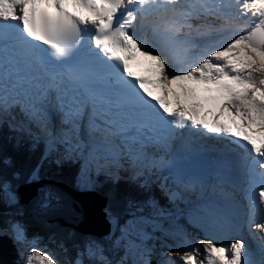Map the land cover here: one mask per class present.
I'll return each instance as SVG.
<instances>
[{"label":"snow or ice","instance_id":"obj_1","mask_svg":"<svg viewBox=\"0 0 264 264\" xmlns=\"http://www.w3.org/2000/svg\"><path fill=\"white\" fill-rule=\"evenodd\" d=\"M249 15L258 18L250 30L241 24ZM5 51L11 55L7 68L0 59V80L15 74L12 89L20 91L9 94L0 83V115L20 108L33 120L46 119L45 102L54 98L65 136L82 129L136 162L148 159L158 125L168 126L169 135L151 137L154 146L189 125L232 137L252 154L250 178L259 184L250 204L264 213V0H0ZM82 53L103 74L92 71ZM137 53L151 62V76L132 71ZM174 61L188 66L170 71ZM256 227L264 232V223ZM12 229L18 242L26 239L22 225ZM244 249L239 239L228 246L201 240L178 254V264H252ZM87 254L113 264L95 241ZM26 264L55 261L33 245Z\"/></svg>","mask_w":264,"mask_h":264},{"label":"trees","instance_id":"obj_2","mask_svg":"<svg viewBox=\"0 0 264 264\" xmlns=\"http://www.w3.org/2000/svg\"><path fill=\"white\" fill-rule=\"evenodd\" d=\"M63 148L58 145L44 154L42 143L29 133L5 123L0 126V264H10L17 259L18 248H28L11 231L8 212L20 220L27 239H36L49 249L56 264H76L78 256L83 264L89 258L100 260L99 254H87L91 241L103 249V256L113 264H120L121 260L128 263L130 254L144 256L147 252L148 264H161L160 254L168 245H178L183 233L195 231L186 217L192 205L169 199L166 179L160 172H148L138 179L122 167L117 169L118 174L98 170L89 176V188L82 189L80 160L61 154ZM39 181L61 184L74 192L88 190L103 198L106 218L113 227L111 232L102 236L82 234L34 215L20 202L17 190ZM6 184L17 195L14 202L8 203L4 196Z\"/></svg>","mask_w":264,"mask_h":264},{"label":"rangeland","instance_id":"obj_3","mask_svg":"<svg viewBox=\"0 0 264 264\" xmlns=\"http://www.w3.org/2000/svg\"><path fill=\"white\" fill-rule=\"evenodd\" d=\"M256 19H258V18H255V17H252L251 15H249L246 18H244V21H242L241 24L245 28H247V26L249 24L252 25L254 23L253 21ZM247 29H250V26ZM231 35H233V33L228 34V35H224V36L230 37ZM26 116L29 117L28 115H26ZM0 119H4L5 121L11 123L12 125H16V124L24 125L22 122V118H18L16 116V114L13 112V110L8 111V112L0 115ZM43 128H44L43 133H44L45 137L51 136V137H55L56 140L59 139V135L54 128L48 127V126H44ZM79 140H81V139H79ZM69 147L71 149H75L78 152L83 153L85 158H87L88 155L90 154V151L87 148L85 149V148L80 147V148L76 149L72 145ZM102 152L104 154H107L108 158L111 157L112 152L109 151V147H107L106 149H102ZM113 157L118 159L117 158L118 156L115 154H113ZM94 158L102 159V156H100V157L89 156L88 159L85 162H83V169L81 170V175L79 177L80 186L82 189L83 188H85V189L89 188L90 183H91L89 176L92 175V172H94V171L96 172V171H98V169H100V170L106 171V174H108V173H112L111 171L114 170V168L109 169L110 164H107L104 159H102V161L104 162L103 165H98L97 163H95V161L91 160ZM148 161H149V159L139 161V162L132 160V161H130L129 164H127V163L126 164H127V166L131 167L133 169V171L136 170V172L135 171L133 172L134 174H139V173H141V170H142V166H143L142 163L143 162L147 163ZM138 168H140V169H138ZM172 168L174 169L173 172H176V167L172 166ZM179 173H180V175H178L176 178H178V179L183 178L187 182V184L185 186V189H186L185 192L188 194L195 195L196 198L190 199L184 193L182 196L177 191H172L171 197H174L177 199H182L183 202L186 204L187 203H195L194 207H191L189 209V211L187 212L186 217L189 220V222L191 223V226L195 228L196 233L194 235L183 236V243L179 244L178 246H171V247L167 246L166 247V253L164 255L160 256L159 261L161 264H175V261L178 262V254L183 255V253L185 251L194 250L196 245L198 244V242L201 240L211 239L213 241V243H216V240L220 237L219 234L221 232L220 225H218V223L216 222V220L212 216H209L205 212L206 211V209H205L206 192L202 186L200 176L195 175L196 173L197 174H203V173L202 172H193V171L191 172L189 169H185V166H182L181 168H179ZM39 182H41V181H39ZM3 188H4V196L7 199L8 203L14 202L15 200H17V195L14 193V191H12L10 185L6 184L3 186ZM28 190H30V192H36L34 189H33V191H31V189H28ZM27 194H29V193H27ZM27 194H26V197H28ZM180 196H182V198H178ZM29 197H31V196H29ZM36 197L33 196V198H36ZM232 197L240 198V196L237 197L236 193L232 194ZM199 199H200V202H199ZM103 209H105V207ZM6 214H7V219L10 220L9 227H10L11 231L14 233V230L12 229V225H14V224L22 225V223L20 222V220L18 218H15L16 215L14 213L8 212ZM233 221L234 220H230L231 225L233 224ZM112 228L113 227L111 225V230H112ZM191 237H192V239H190ZM22 242H25L26 245H28V248L26 250H24L23 260H25V262L23 264H26V257L30 254V251H31L33 245H36L38 247V249L41 250L42 252L47 251L48 253H50L48 251L47 247H45L40 241H38L36 239L29 240L26 238ZM131 246H133V244L129 245V247H131ZM202 252H203V249L201 248L200 257H199L201 259L204 256V252L203 253ZM149 256H150V252H147L144 256H141V255L137 256L136 254H130V256H129L130 259H129L128 263L129 264H148L149 263V261H148ZM52 258H53V256H52ZM78 258H77V261H82V257L78 256ZM15 261H16V259L13 262H11L10 264H16ZM77 261L75 262L76 264H77ZM128 263H124V264H128ZM55 264H56V262H55Z\"/></svg>","mask_w":264,"mask_h":264},{"label":"bare ground","instance_id":"obj_4","mask_svg":"<svg viewBox=\"0 0 264 264\" xmlns=\"http://www.w3.org/2000/svg\"><path fill=\"white\" fill-rule=\"evenodd\" d=\"M243 21V20H242ZM227 34V33H225ZM43 120V118H40ZM187 171V170H186ZM22 190H24L28 197L31 196H37L36 193L43 194L45 191L48 192L49 198L52 202V206L54 211H63V209H67L71 212L72 217L76 218L80 215H83L84 218H82L83 223L81 224V229L88 226L91 228L92 231L96 233H100L104 231L105 227L107 226L106 221L104 220V214L100 211L101 207L104 206L105 200L103 198H100L95 193H79L74 192L73 190H69L67 187L56 184L53 182H37L35 184L32 183V185H28L27 187H22ZM27 189V190H26ZM33 191V189L36 192H30V190ZM21 191V190H20ZM24 194L23 192H21ZM237 194V193H236ZM24 196V195H23ZM240 195L237 194V197ZM25 199V198H24ZM235 202H232L231 206L234 211L231 214L230 220H234L232 226L235 228L237 226L236 217L239 218L241 215H236V212L240 213V211H247L248 206L245 204V201L240 196V198H234ZM31 204V205H30ZM29 205L33 207L32 203ZM71 209V210H70ZM245 217V216H244ZM259 219L261 220V216L259 215ZM262 222H264V219H262ZM234 228L232 230H234ZM251 228H253L251 226ZM236 229H239L236 227ZM249 232H246L244 235H246ZM254 235H258L257 232H253ZM95 264V263H90Z\"/></svg>","mask_w":264,"mask_h":264},{"label":"water","instance_id":"obj_5","mask_svg":"<svg viewBox=\"0 0 264 264\" xmlns=\"http://www.w3.org/2000/svg\"><path fill=\"white\" fill-rule=\"evenodd\" d=\"M26 186H23V187H26ZM21 188L22 187H19L17 190V193H19L20 195V202L23 204H26L29 210L33 212L34 215L38 216L39 218H43L44 220L48 222H58L60 226H68L72 229L79 231L82 234H87V235H92V236L107 235L111 232V223L106 218V213L103 209L104 207H106V203L104 204L103 207H101L100 211L104 214V220L106 221L107 226L104 228L105 229L104 231L100 233H96L92 231L91 228L88 226L81 229V224H84L82 220V218H84L83 215H80L76 219L72 217L71 212L68 211L66 208L63 209L64 212L62 210L54 211L52 202L49 198L47 191H45L43 194L36 193L38 196L36 198H33V197H26L27 193H25L24 190H22ZM21 192H23L24 194H22ZM79 193H92V192L85 191V192H79ZM30 203H32L33 207L30 206L31 205ZM90 263L101 264V261L98 260L97 258H89L86 264H90Z\"/></svg>","mask_w":264,"mask_h":264}]
</instances>
